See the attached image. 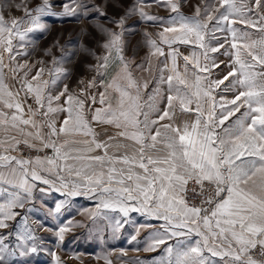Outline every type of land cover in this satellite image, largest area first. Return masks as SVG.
I'll use <instances>...</instances> for the list:
<instances>
[{
  "label": "snow or ice",
  "instance_id": "snow-or-ice-1",
  "mask_svg": "<svg viewBox=\"0 0 264 264\" xmlns=\"http://www.w3.org/2000/svg\"><path fill=\"white\" fill-rule=\"evenodd\" d=\"M155 2L167 7V18L145 11L144 0L118 18L109 17L107 8L119 7L111 0H70L63 12H53L50 0L34 8L25 0L15 5L24 16L11 19L0 10V230H7L0 232V264L42 250L27 215L38 183L47 186L40 193L65 197L49 211L53 218L84 196L98 201L88 217L108 220L113 231L130 213L162 221L144 248L163 246L152 264H264V0H200L191 15L180 0ZM89 12L115 25H98L100 79L79 94L65 84L54 95L67 76L62 61L53 58L49 78L41 67L29 79L34 65L17 57L29 55V34L47 31L45 17ZM133 15L161 29L156 38L144 34L150 51L136 69L148 78L134 76L124 55ZM222 65L228 71L214 78ZM8 73L18 87L7 82ZM217 89L233 98H218ZM47 150L51 155L39 154ZM108 212L122 214L123 223ZM72 226L54 230L59 241Z\"/></svg>",
  "mask_w": 264,
  "mask_h": 264
},
{
  "label": "rangeland",
  "instance_id": "rangeland-1",
  "mask_svg": "<svg viewBox=\"0 0 264 264\" xmlns=\"http://www.w3.org/2000/svg\"><path fill=\"white\" fill-rule=\"evenodd\" d=\"M24 2L25 0H0V10L3 11L6 19L23 17V10L17 9L15 5ZM85 2L103 3L104 0H85ZM27 3L29 8H34L36 4L40 3V0H27ZM50 3L53 12H63V5L70 3V0H50ZM111 3L119 5V7L107 8L109 17L118 18L124 15L125 9L135 4L136 0H111ZM199 3L200 0H180L181 11L185 15H191ZM144 4L150 5L145 8V11L150 14L165 18L170 15L163 3H156L155 0H144ZM44 23L48 26L46 32L29 34V39L32 42L27 47L29 55L17 57V61L21 64L34 65L29 74V79L41 67L46 69L44 78H49L47 70L54 67L52 61L55 57L62 61L60 66L67 70V76L60 79L52 89L54 95L62 90L65 84L71 92L79 94L81 88H84L93 77L99 81L100 77L97 76L94 68L97 64L95 56L104 54L102 48L104 37L99 31L98 25L104 24L108 28H115V25L110 24L107 20H102L95 12H89L86 16L83 14L47 16L44 18ZM125 28L127 31L124 35L126 42L124 55L126 59L133 62L131 65L133 75L137 78H148L149 73L136 69L137 64L146 61L150 51L144 34L147 32L156 38L161 29L158 26L143 22L138 15L128 17ZM49 49L51 51L47 53L46 50ZM164 50L165 52L168 51L167 46H164ZM179 50L184 54L188 53L185 46H180ZM160 59L163 60L164 58L161 57ZM219 59L226 61L227 57L219 56ZM145 66L147 65L145 64ZM221 67L223 70H217L218 75L214 78H220L228 71L223 65ZM8 74L10 84L18 87L17 81L11 78L12 74ZM223 87L224 85H221V88ZM97 91H102V89H89L90 93ZM219 94L223 96L228 94L232 97L234 95L232 92L224 93L218 89L216 95ZM27 103L36 107L31 98L27 99ZM63 115H60V119L63 118ZM61 200L63 199H52L48 195L34 197V210L27 214L28 222L36 229V235L41 238L40 247L42 250L32 254L29 258H18L17 264H55V259L51 255L53 252L60 258L61 264H108V262L110 264H152L154 258L162 255L161 252L148 253L144 251V227H139V222L129 219H127V223H123L124 218L118 212L107 213L111 218L121 219L123 227L118 231H113V225L103 218H99L93 223L87 215L88 211L95 210L96 205L91 202L80 204L73 201L66 209H62L56 218H53L48 213L50 210L54 211L56 201L58 203ZM37 221L42 222L43 227ZM69 222L73 226L70 231L65 233L63 241H59L54 230ZM138 229L139 234H137ZM4 231L7 230H0V232ZM133 236L136 237L135 240L132 239ZM104 257H107V262Z\"/></svg>",
  "mask_w": 264,
  "mask_h": 264
},
{
  "label": "crops",
  "instance_id": "crops-1",
  "mask_svg": "<svg viewBox=\"0 0 264 264\" xmlns=\"http://www.w3.org/2000/svg\"><path fill=\"white\" fill-rule=\"evenodd\" d=\"M6 71V70H5ZM7 72V71H6ZM7 82L10 84V78H9V74H8V76H7ZM228 82L227 81H225V84H227ZM11 85V84H10ZM14 86V85H13ZM218 90V89H217ZM217 90H216V92H217ZM224 93H228V92H224ZM220 96H223L222 94H219V95H217V97L219 98ZM224 97L226 98V99H231V98H233L231 95H228V94H225L224 95ZM237 115H239V114H237ZM97 131L98 132H101V138L102 139H104V138H106V136H104L103 135V130L102 129H100V128H97ZM113 130L112 129H109V133H111ZM38 183V182H37ZM39 187H47V186H44V185H40L39 183H38V188ZM38 188H37V190H34V197H44V196H49L50 198H52V199H56V200H59V199H65V197L63 196V195H61L59 192H55V191H48V192H46V193H40L39 191H38ZM73 201H75V202H79L80 204H87V203H93V205H96L97 203H98V201L97 200H95V199H89L88 197H84V196H78V197H74V198H71V201H70V205L73 203ZM55 204H57V201H56V203ZM119 213V212H118ZM120 214V213H119ZM120 216L122 217V214H120ZM127 219H129V220H134V221H137V222H139V224H138V226L139 227H144V231H143V234H144V236H145V238H144V243H145V245H144V248L147 246V244H148V242H149V240H150V234L152 233V232H154V231H156V230H158L159 229V227H160V224L162 223V221H157V220H154V219H150V218H148V217H146V216H144V215H141L140 213H130L129 214V217L127 218ZM148 225H151V227H146V226H148ZM169 243H172V241H169ZM144 248H143V250H144ZM162 248H163V246H161V249H158L156 252H161L162 253ZM148 252V251H147ZM148 253H155V252H148Z\"/></svg>",
  "mask_w": 264,
  "mask_h": 264
},
{
  "label": "built area",
  "instance_id": "built-area-1",
  "mask_svg": "<svg viewBox=\"0 0 264 264\" xmlns=\"http://www.w3.org/2000/svg\"><path fill=\"white\" fill-rule=\"evenodd\" d=\"M24 154L25 155H36L37 153H35V152H31V153H29V151L27 150V149H25L24 150ZM40 155H45V154H48V155H51V151L50 150H47V152L46 153H39Z\"/></svg>",
  "mask_w": 264,
  "mask_h": 264
}]
</instances>
